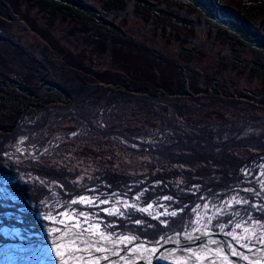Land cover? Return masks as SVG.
Instances as JSON below:
<instances>
[{"label": "trees", "instance_id": "trees-1", "mask_svg": "<svg viewBox=\"0 0 264 264\" xmlns=\"http://www.w3.org/2000/svg\"><path fill=\"white\" fill-rule=\"evenodd\" d=\"M16 1L102 69H112L119 72L118 75L126 72L133 82L138 83L137 88L124 80L114 86L105 84L114 102L139 107L141 111H131L134 115L164 119L167 127L177 129L178 134L166 142H143L136 140L137 130L94 126L92 106L99 101H87L89 88L94 87L77 78L75 67L63 61L61 58L64 57L60 58L58 54L55 59V54L50 56L45 45L40 44L37 46L39 55L47 59V71L53 76V82H49L64 99L35 102L28 97L33 95L29 90L28 96L23 92L21 95L26 100L9 102V96L16 95L15 88H8L13 94L0 90L3 113L9 109L8 114L13 115L9 124H0V173L12 172L4 156L12 143L23 136L32 139L53 125L44 118L34 119L32 115L61 109L65 117H79L104 136L135 143L137 148L128 149L160 164V169L148 176V184L158 182V185H148L145 200L149 202L155 195L168 194L176 199L173 208L181 211L165 215L166 224L147 217L149 222L146 225L123 227L120 224L122 228L117 232L118 235L155 240L175 230L192 229L191 210L204 199L200 200L202 195L223 197L239 189L244 169L264 157V133L242 135L246 124L237 127L238 131L230 130L222 121L203 114L208 105L202 101L206 96L233 106L246 99L252 103L249 106L264 110V98H259L260 94L264 95V0H243L238 8L221 4L224 0H182L186 5L180 6L167 4L170 0ZM255 16L258 18L254 19ZM12 18L10 14L7 16L8 20ZM207 26L211 27L209 31ZM0 29L12 46L25 48L27 40H22L20 34L13 35L7 28ZM198 31H204L208 37H202ZM173 45L177 47L175 52L170 49ZM145 49L153 56L149 66L151 72H131L124 57L132 51ZM156 59L174 65L173 78L181 85L179 91L158 86L154 81L160 71ZM39 61L42 62L41 57ZM19 89L27 90L21 86ZM166 106L170 108V114ZM122 110V107L115 109L117 115ZM28 164L25 170L46 177L48 182H14L10 184L11 190L30 200L29 203L39 204L51 195L46 189L47 184L55 183L64 199L58 210L67 207L74 197L90 192L89 188L93 186H98L100 191L124 194L144 187V184H134L139 182L128 173L103 167L79 180V172L65 166H46L30 161ZM151 168L157 167L154 164ZM154 190L157 191L153 194ZM26 206L29 214L25 216L30 220L27 225L35 227L32 231L43 232L38 213H30L36 208ZM6 207L15 206L0 203V212L8 210ZM248 207L249 211L254 209ZM253 214H258L256 217L264 221L263 213ZM2 242L6 239L0 234V244Z\"/></svg>", "mask_w": 264, "mask_h": 264}, {"label": "rangeland", "instance_id": "rangeland-1", "mask_svg": "<svg viewBox=\"0 0 264 264\" xmlns=\"http://www.w3.org/2000/svg\"><path fill=\"white\" fill-rule=\"evenodd\" d=\"M241 1L243 0H224L221 1V4L238 8ZM166 3L175 6L186 5L182 0H170ZM9 14L14 17L12 20L7 19ZM256 18L258 16L254 17V19ZM194 25L197 29V24ZM24 27L26 29H22ZM207 27L209 31L211 27ZM0 28H7L14 33L13 35L20 34L22 40H27L25 48L20 49L12 46L6 41L5 33L3 34L0 29V90L9 91L10 94L13 90L8 88L14 87L16 94L9 96V102L26 100L21 95L23 92L28 96L29 90L33 95L28 97L31 100H36L35 102L64 99L58 89L49 82H53V76L47 71V67H49L47 59L39 55L40 50L37 46L44 44L50 56L55 54V59H58V54L60 58L64 57V59L61 58L63 61H68L71 63L70 66L75 67L74 75L83 83H90L94 87L89 88L87 98V101H99L92 106L91 119L94 126H119L137 130L136 140L143 142H166L178 134L177 129L167 127L166 120L134 115V112L131 111L138 110L139 107L114 102L105 84L114 86L116 82L122 83L124 80L137 88L138 83L133 82L134 79L132 81L126 72V74L118 75L119 72L112 69H102L92 59L90 60L85 54L78 52L69 43H66L62 37L44 25L38 16L30 13L16 0H0ZM197 34L208 37L204 31H198ZM153 48L160 49L161 47ZM170 49L175 52L177 47L173 45ZM148 51L147 49L132 51L124 57L127 62L125 64L131 72L142 71L146 74L151 72L149 66L153 56ZM117 56L124 62L121 56ZM40 57L42 62L39 61ZM59 63L55 62V64ZM155 64L160 70L154 77L158 86H165L174 92L179 91L181 85L178 80L173 78L174 65L161 59H156ZM125 77L127 80L124 79ZM100 83L101 85H97ZM20 86L27 90L21 91ZM5 91H2V94ZM259 98H264V95L260 94ZM203 100L208 105L206 110H203V114L206 117L222 121L228 125L230 130L238 131L237 127L246 124L247 127L243 130L242 135L264 133V110L260 107L249 106L252 103L248 100L244 99L242 101L244 103H234L236 106L215 101L213 98L207 99L206 96L202 98ZM118 107L123 108L120 115H117L115 111ZM166 108L170 114V108L167 106ZM59 110L32 115L34 119L44 118L53 125L43 129L41 134H35L32 139L26 136L19 138L4 153L12 172L0 173V203L4 206H15L6 207L8 210L0 212V234L6 239V242L0 244V261L5 264H18L23 258L29 260L38 258V255L42 254L48 256L53 251L57 252L58 245L62 251V243L54 249L52 247L56 243L46 244L47 240L54 237H63L61 240L68 243L67 247L74 245L73 249L80 251H84L91 245L104 246V241L125 240L130 242L135 240V237L128 234L118 235L117 232L122 228L121 225L123 227L124 225H146L149 222L147 217L166 224L168 220H165V215L181 211L173 208L176 199L168 194L155 195L149 202L145 200L148 185H158V182L147 183L148 176L160 169L158 162L128 149V147L137 148L135 143L114 136H104L83 119L76 116L65 117V112ZM8 112L9 109H6V113H3V109L0 107V124H9L12 121L13 115ZM29 161L39 162L46 166H65L77 170L79 180L91 176L90 174L100 167L113 169L128 173L139 182L134 184H144V187H141L137 192L124 194L107 190L100 191L97 189L98 186H93L89 188L90 192H84L74 197L67 207L58 210L63 205V197L55 183L47 184L46 189L50 190L51 195L41 200L39 204L29 203L30 200L11 190L10 184L14 182H48L46 177L42 178L24 169L29 165ZM154 164L156 169L151 168ZM243 176L239 189H235L228 195L204 197L203 194L200 200L204 199L197 203L193 208L194 211L191 210L193 228L183 233H194L199 226H202L205 231H220L228 234L235 232L248 234L255 231L264 236L263 218L260 219L256 217L258 214L256 216L253 214L259 212L264 215V157H259L258 161L246 167ZM131 183L133 184V182ZM156 191L154 190L153 194ZM82 197L91 203L81 202ZM74 201L75 203H73ZM25 204L36 208L30 213H38L37 217L42 222L43 232L32 231L35 227L27 225L30 220L25 216V214H29L26 212L28 208ZM248 206L254 209L249 211ZM15 209L17 211H13ZM256 220L263 222L259 223ZM100 236L103 237L102 240ZM90 237L95 239L94 243L87 240ZM262 237H255L249 241V244H263L264 238ZM40 243L41 247L38 246ZM71 251L73 250L67 248L66 253ZM84 252L71 253L66 257V261L83 259ZM104 259V264L112 262L108 256Z\"/></svg>", "mask_w": 264, "mask_h": 264}, {"label": "bare ground", "instance_id": "bare-ground-1", "mask_svg": "<svg viewBox=\"0 0 264 264\" xmlns=\"http://www.w3.org/2000/svg\"><path fill=\"white\" fill-rule=\"evenodd\" d=\"M208 232L203 230L202 226L199 227V229L195 232V234H185L182 235L184 238H188L193 235H202L207 234ZM234 238L239 244H244L247 246L249 251L244 254V256L247 257V260L250 262H255L256 264H261V262L264 259V243L262 246L253 249L249 248L251 245L249 244V241H252L255 237H262V234H258L255 231H252L248 234H239L237 232L229 234ZM63 238V237H62ZM61 237H54L50 240H47L46 244H54L56 243L52 249L56 248V246L60 243L63 245V250L61 252H64V256H60L55 253L54 251L51 254H48V256L45 255H38V258H33L26 260V258H23L18 264H104V258L108 256V258L111 259L110 264H131L136 259L140 257H147L153 254V252L157 249V246L154 245H147L143 243H137L129 245V243L125 240H119L117 242L112 241H104V246L100 245H91L90 247H87L84 249V251L80 250H74V245L67 247L68 243L62 242ZM264 238V236L262 237ZM100 239L102 240L103 237L100 236ZM180 235L174 234L171 236H168L165 240L166 242H179L180 241ZM91 243L95 242V239L88 238ZM246 243H245V242ZM210 246L213 248L214 251H211L205 247L202 246H190L181 250H175L171 253H166L162 257L163 260L173 263V264H236L230 259L222 258L221 256H218L216 253L217 251H222V245L217 242H210ZM67 245V246H66ZM38 246H42L40 243ZM67 248L70 250H73L69 253H66ZM102 249V251H97V249ZM51 249V250H52ZM233 251H236L239 253V255L243 256V252L232 248ZM78 252H84L83 259H75L73 261H66V257L69 256L71 253H78ZM0 264H5L0 261Z\"/></svg>", "mask_w": 264, "mask_h": 264}, {"label": "water", "instance_id": "water-1", "mask_svg": "<svg viewBox=\"0 0 264 264\" xmlns=\"http://www.w3.org/2000/svg\"><path fill=\"white\" fill-rule=\"evenodd\" d=\"M174 234L180 235L181 239L179 242L165 241L168 236ZM189 234H195V233H189ZM182 235H185V233L176 230L156 240L137 239L128 242L129 245L143 243L147 245L157 246V249L153 252L152 255L147 257H140L131 264H173L163 260L162 257L166 255V253L168 252L171 253L175 250H181L190 246H202L215 252L216 250H213V248L210 246L211 244L210 242H217L222 245L223 250L217 251L216 253L218 256H221L222 258L230 259L236 264H256L255 262H250L247 259L243 258L245 257L244 254L247 253L249 249L244 244H239L228 233L220 232V231H210L207 234L193 235L188 237L187 239L182 237ZM262 245L263 244L251 245L249 248L256 249ZM232 248L242 251L243 256L232 255L233 252ZM261 264H264V262L262 261Z\"/></svg>", "mask_w": 264, "mask_h": 264}, {"label": "snow or ice", "instance_id": "snow-or-ice-1", "mask_svg": "<svg viewBox=\"0 0 264 264\" xmlns=\"http://www.w3.org/2000/svg\"><path fill=\"white\" fill-rule=\"evenodd\" d=\"M81 202H83V203H91V201H88V200H85L83 197L81 198ZM73 203H75V201L73 202ZM237 203H239V201H237ZM173 215H175V213H173ZM61 222H63V221H61ZM237 227H239V225H237ZM262 242H264V241H262ZM77 250H79V249H77ZM97 251H102V249H97ZM57 254L58 255H60V256H64L65 255V253L64 252H61L60 251V246L58 245L57 246ZM232 255H239V253H237L236 251H233L232 252ZM244 259H247V257L245 256V257H243Z\"/></svg>", "mask_w": 264, "mask_h": 264}]
</instances>
